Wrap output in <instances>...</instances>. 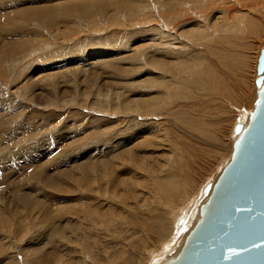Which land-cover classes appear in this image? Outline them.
<instances>
[{"label":"bare ground","instance_id":"1","mask_svg":"<svg viewBox=\"0 0 264 264\" xmlns=\"http://www.w3.org/2000/svg\"><path fill=\"white\" fill-rule=\"evenodd\" d=\"M72 1L65 0L61 3V0H0V61L2 60L0 67L7 69L6 60L8 58L21 53L23 55L27 50L30 52L36 39L25 38L34 33H30L28 28L26 30L24 28V25L30 21L42 25L54 33L56 29L69 24L72 18H79V20H88L91 29L95 30L102 28L98 16L107 17L110 25H112L110 20H117L120 26H124L122 17V11H124L131 21V25L154 20L164 25L166 30L162 29L160 25L155 28L160 39L158 44L163 42L159 44L156 55H162L164 59L153 57L154 61L151 60V63L163 72V76L160 77L162 80L157 83L156 87L153 83L154 77L153 88L146 89L148 86L140 89L139 93L136 92L135 95L131 93L128 95L131 97H126L125 94V96L123 95L122 84L126 81V72L133 68L125 67L120 70L115 65L123 63L119 64L118 61V64L107 63V72L110 75L111 71L114 73V76H111L116 77L115 80L118 81L116 85L121 87L120 92L111 94L108 91L106 94H102V88L98 89L100 91L97 96L98 101L88 106L93 108L97 105V109H102L101 112L108 111L115 115L106 118L103 127L100 124L90 131L85 128L83 138L74 135V140L71 138L73 141H68L66 134L60 137V142L63 139V145L66 143L65 147L71 146V153L66 151V148L60 153L63 160L67 161V165L63 169L61 162H57V160L53 162L55 159L53 152L56 148L53 151L50 148L54 142L41 140V143L37 142L34 146L30 144L28 146L21 142L17 146L16 153L20 154L18 160L23 158L25 162L23 164L17 162L18 165L9 164V171L6 172L7 169H4L5 181L17 177L26 166V171H28L31 166L42 161L44 155H47L51 160L47 165L38 164L42 167L40 170L33 168L32 172H27L26 180L32 181L31 188H27V191L18 195L21 216L26 228L32 224L34 227L44 224L43 229L48 233L33 237V249L31 252L28 251L30 256L27 255V259L30 258V260H26L28 264H107L106 261L115 263L116 259L117 264H139L138 259H134L133 248L145 245L151 247V241L153 243L159 241L161 245L155 246L159 248L158 252L147 257V260L140 264H165L180 254L188 235L201 218L202 206L210 197L216 184L217 176L215 175L213 180L205 182L201 186L200 198L198 195L188 207L183 206L192 196L191 189L195 185V173L199 169V160L203 159L199 157V154L205 155L206 153L202 147L201 138H203L202 140L208 139L199 136L201 133L198 130L205 132L209 137L214 138L213 140L218 139V134L215 130L212 131L205 119L206 111L201 113L198 110L199 106L205 96H210L214 100L213 109L216 110V107H220L226 101L232 102L239 108L236 104L237 98L235 99L234 96H243L249 106L253 105L251 104L252 98L248 97L250 93L246 96L244 94L246 90L243 89L245 84V86L248 85L246 67L249 63L246 51L254 45L253 37L258 39L263 37L264 0H179V2L177 0V2L171 1V3L169 0ZM154 2L158 7L154 6ZM178 8L181 11H178ZM175 9L176 12H173ZM214 10L222 13V21L209 22V17ZM182 19L184 27L186 25L190 27H186L187 30L184 31L183 36L175 35L174 37L171 29L178 28L180 25L174 27L177 23H182ZM39 30L41 31V29ZM76 31L82 30L76 28ZM40 36L42 35L40 34ZM175 38L179 39L178 44L174 43ZM43 46L45 47V45ZM40 48L42 47L40 46ZM52 55L54 57V54ZM168 55L173 57L169 63L166 60ZM142 56L139 59L134 57V61L142 63ZM66 61L64 59L57 63ZM55 68L53 67V69ZM166 68L171 72V78H168L169 74L166 72ZM223 68H227L231 73L239 76L234 85L218 72ZM136 71H140L139 68H136ZM255 77L254 81L258 91L256 95L258 96L260 91V85L256 82L258 70ZM166 78L168 79L166 80ZM46 80L49 83L50 79ZM5 81L7 82V78L3 79V82ZM129 91L134 92V89ZM42 92L44 89L40 94ZM91 94L92 91L87 89L88 99ZM180 94H184L182 99H178ZM35 95H33L34 101L37 98ZM40 101H36L37 104L43 105ZM56 103L46 101L44 107L53 106ZM227 104L230 106V103ZM226 108L228 109L227 106ZM253 112L248 123H234V125L236 124L234 133L238 134L234 149L237 140L248 126ZM140 115L143 120L138 117ZM153 118H159V120ZM166 121L170 123L168 124ZM172 121L178 125L175 126ZM118 122L121 123L112 126ZM164 124L167 131L164 129L166 133L162 138L171 146V148L167 147L170 150L164 146L165 141H158L160 138L158 131L160 132ZM115 129L118 131L116 132ZM181 133H184V136ZM190 135L194 139L200 140L190 141ZM183 137L184 143L182 142ZM74 145L77 146L76 149L87 148L85 151L80 149L73 154ZM227 146L229 145L227 144ZM234 149H232L233 153ZM222 150L221 146H215L212 152L221 153ZM49 153L50 156H48ZM50 163L55 166L54 178L45 180L42 175L43 172L48 174L47 167L51 165ZM119 187L124 191L123 193H118ZM34 192L36 193L34 194ZM140 192L146 195L145 199L138 200ZM61 194L63 196L58 197ZM204 199H206L205 202H203ZM180 206L183 207L174 213H178V217L174 215L172 217V212ZM117 208L126 210V214H128L123 215L125 220L128 219L127 227L125 221L117 222V227H123L125 230L122 245L119 242L114 244L113 239L109 243L101 240L99 244L97 235L92 231L97 230L98 225H103L104 218L109 219L108 213L113 214ZM119 216L121 215L119 214ZM107 224L109 223L107 222ZM12 230L8 232L10 238L13 236L10 233ZM25 230V234L32 233L29 229ZM146 234L148 235L145 238ZM151 235L153 236L151 237ZM124 242L127 243L123 244ZM118 244L122 246V249H114L111 252V249ZM107 245H109V249L106 248ZM11 248L15 250L12 244ZM11 248L8 244V249ZM4 250L5 248L1 251ZM23 250L25 249L23 248ZM127 251H129L128 254H126ZM109 254L111 255L109 256ZM17 256V252L15 255L10 254L8 258L3 259L4 261H0V264H20L19 258L16 259ZM108 258H112L111 261Z\"/></svg>","mask_w":264,"mask_h":264},{"label":"rangeland","instance_id":"2","mask_svg":"<svg viewBox=\"0 0 264 264\" xmlns=\"http://www.w3.org/2000/svg\"><path fill=\"white\" fill-rule=\"evenodd\" d=\"M82 1L84 2L86 0H73L72 2ZM169 1L170 3L171 1L177 2V0ZM63 2H65V0H61V3ZM154 6L158 7L156 2H154ZM178 11H181V9H179ZM182 11L184 12V9ZM173 12H176V9ZM109 13L111 14V11ZM123 13L124 11H122L123 22L125 24H123L124 26H120V24L117 23V20H110V22L112 23V25H110L107 17L98 16L100 18V24L102 25V28H96L95 30L91 29L89 24L90 22L88 20H79V18H72L70 20L71 24L69 23L61 26V28L56 29L54 33L50 32L46 27H43L42 25H38L37 23L30 21L26 23L27 25H24V28L25 30L28 28V32L34 33L26 36L25 38H36L32 44L33 47H36H32V50L30 49L31 53L28 52L29 50H27V52L23 53V55L21 53L19 55H16L17 57L15 56L12 58H8V60H6L7 69H2L0 67V168H2L0 169V213H2L0 214V249L2 250L5 248L4 251L0 250V261H4L3 259H5L7 255L8 256L6 258H8L10 254L15 255V252H17L18 256L16 259L19 258L20 264H28L27 260H30V258L27 259V255L30 256L29 252H31V250L33 249V237L48 234L46 233L47 231L45 232L43 229L44 224L42 226L40 225L36 227H34L32 224V226H28V228H26V225L24 224V219L21 216V206L19 202L20 199H18V195L27 191V188H31L32 181L26 180L27 172H32L33 168L40 170L42 167L38 164L42 163L44 165H47V163L51 160L48 159L47 155H44L42 161H40L36 165L31 166L28 171H26V166L22 170L20 169L21 171L19 172L17 177L15 176L11 180L5 181L4 169H7L6 172L9 171V164L13 163L15 165H18L17 162L20 164H23L25 162L23 158L18 160L20 154L16 153L17 146H19L21 142H24V144H27L28 146L29 144L34 146V144L37 142L41 143V140L47 142H54V145L50 148L51 151L56 148V150H54L55 152H53L55 158L53 162L55 160H57V162H61L63 169L66 167L65 165H67V161L63 160L62 154L60 153L65 148L66 151H70L71 153V146L68 145L67 147H65L66 143L63 145L64 140L62 139L60 142V137L66 134L68 141H71L72 139L74 140V135H76L75 137L83 138V136H85L83 134L85 128L87 129V131H90V129H93V127L100 126V124L103 127L104 120L108 117L115 115L114 113L112 114L108 111L101 112L102 109H97V105H95L93 108L88 106L93 103L95 104L98 101L97 96H99L100 92L98 91V89L102 88V94H106V92L108 91H110L111 94L120 92L121 87H119V85H116V83H118V81L116 82L115 80L116 77L114 78L111 76H114V73L111 71L110 75L107 72V63H123L122 65H115V67H119L120 70H123L125 67L133 68L126 72V81L122 84V90H124L123 95L125 94L126 97H131L128 96L131 93L133 95H135L136 92L139 93L140 89H143L145 87L149 86L146 89L153 88L152 80L154 77L155 79L153 83L155 87L157 86V83L162 80V78L160 77L163 76V72L160 69L156 68V66L151 63V60L154 61L153 57L164 59L162 55H156V51H158L159 44H162L163 42L158 44L160 39L157 35L158 31H155L157 25H160L162 29L166 30L165 27H163L164 25L156 20L152 22L148 21L147 23L138 22L137 24L135 23L131 25V21L129 20L127 14H125L126 12L124 13V15ZM125 20L127 21V23ZM219 21H222V13L218 10L212 11L211 16L209 17V22L213 23ZM171 26L174 27V25ZM187 26L190 27L189 25H186L184 27V22L182 19V23H177L174 27L178 28L174 30L171 27L172 33H174V37L175 35L183 36L184 31L187 30ZM76 28H81L82 31H76ZM39 29H41V31ZM36 31L38 32V34ZM40 34L42 36H40ZM253 39L254 45L251 49H248L246 51L247 60L249 64L246 67L248 75L246 74V72L245 74L248 76V85L245 86V84L243 86V89L245 88L244 90H246L244 91L246 92L244 94L246 95L250 93V96L248 97L252 98V102L254 101L253 103L251 102V104L253 105L249 106V104L245 100V97L243 96H234L235 99L237 98L236 104L239 106V108L236 105L232 104V102L226 101L222 103L220 107H216V110L213 109L214 100L211 99L210 96L204 97L202 101L203 105L201 104L198 110H200L201 113H204V111H206L205 119L212 128V131L215 130V132L218 134V139L213 140L214 138H211L207 134H205V132L198 130V132L201 133H197L199 134V136L201 135L202 137L208 139L202 140L203 138H201L202 147L206 153L205 155H203L202 153L199 154V157L203 159L199 160V169L195 173V185L191 189L192 196L191 198L189 197L187 199L185 205L183 204L184 207H188V205L192 204V202L198 197V195L201 194V186L205 182H210L211 180H213L215 178L213 176L215 175L217 176V182L224 168L232 158V149H234V143L238 136V134L234 133L236 124L239 122L245 124L248 123V119L254 111L256 99L258 97L256 95L258 91L254 80L256 78V67L258 66V59L261 53V49L264 47V34L261 39H258L256 37H253ZM178 41L179 39L175 38L174 43L178 44ZM43 45H45V47ZM40 46L42 48H40ZM52 54H54V57ZM27 55H29V57H26ZM81 55L84 56V59L81 57ZM104 55L105 57L103 58ZM140 56H142V63L138 61L135 62L134 57L139 59ZM166 58L168 63L173 60V57L171 55H168ZM64 59L67 60L65 63H57ZM0 62H2V60ZM74 63L81 64H78L79 67H77L78 65ZM46 65L48 66L46 67ZM53 67L56 68L53 69ZM136 68H139L140 71L137 72ZM166 72L169 74L168 78H171L172 74L168 68H166ZM218 72H220L221 76L229 79L231 83L233 82L232 85H234V83L238 81V79L236 80V78H238L239 76L231 73L227 68H223V70L220 71L218 70ZM6 78L7 82H3V79ZM168 78H166V80ZM46 79L53 80L54 82L49 80L48 83ZM143 79L144 81H141ZM232 79H234L235 81ZM132 81L133 83H131ZM43 89L44 92L40 94ZM87 89L92 91V94L89 95V99L86 95ZM130 89H134V92L129 91ZM193 90H196V88H193ZM195 93L199 94L198 92ZM33 95L37 96L35 101L33 100ZM183 97L184 94H180V97L178 96V99H182ZM25 99L28 101L25 102ZM69 100H71L73 103ZM36 101H40L43 105H38ZM46 101L58 103L53 106L44 107ZM219 101L222 102L221 100ZM239 101H241L242 103H240ZM227 103H230V106ZM226 106L228 107V109L226 108ZM141 116L142 115L138 117L143 120ZM153 119L159 120V118ZM120 123L121 122L115 123L112 126L116 124L119 125ZM167 123L169 124L170 122ZM234 123L236 124L234 125ZM81 124H83L82 127ZM173 124L175 126L178 125V123L176 122H173ZM163 126H160L161 128L163 127V130L161 128H158L159 130H162V136L161 130L160 132L158 131V134H160V138L158 141H165L164 146H166V149H169L171 148V146L166 142L165 139L162 138L167 131L165 124ZM230 126L233 127L231 128ZM164 129H166V131H164ZM115 130L116 132L118 131V129ZM181 135L184 136V133H181ZM183 140L184 137L182 138V142L184 143ZM189 140L196 142V140L198 141L200 139H194V137L190 135ZM227 144L229 146H227ZM231 145L233 146L232 148L230 147ZM215 146H221L223 148L221 153L217 151L216 153L212 152V149H214ZM76 148L77 146L74 145L73 154L80 149L82 151H85V148L87 147H81L80 149ZM57 152H59V154L56 155ZM50 155L51 154L49 153L48 156ZM9 156L12 157L9 158ZM47 170H49L48 174L47 172H43L42 178L45 180L48 178H54L53 172L56 171L55 166L52 164L48 165ZM138 190L140 191V188ZM36 192H34V194ZM123 192L124 191L121 190V187H119L118 193ZM60 196L62 197L63 194L59 195L58 197ZM145 197L146 195L143 192H140L138 200H143L145 199ZM205 200L206 199H204L203 202H205ZM183 206H180L175 209L172 212V217L173 215L178 217V213H174H176L177 210H179ZM38 213L36 214L39 215L40 213ZM126 213V210H121L120 208H117L113 212V214L108 213L107 217H109V219L104 218L103 225L97 224V230H94L92 232H95L94 234L97 235L99 244L101 243V240L107 241L106 243H109L113 239L114 244L119 242L122 245L125 230H123V227L118 228L117 226L118 223H122V221H125V226L127 227L128 219L125 220V216H123L128 215ZM119 214L121 216H119ZM107 222L109 224H107ZM197 222L195 223V225L197 224ZM110 227L111 230H109ZM11 229H13L12 232H10L13 234V236H11L12 238H10L8 235V232ZM25 229H29L32 233L25 234ZM98 235H100L101 237H99ZM147 235L148 234H146L144 237L146 238ZM152 236L153 235H151V237ZM126 243L127 242H124L123 244ZM8 244H10V248L11 244L14 245L15 250H12V248L8 249ZM120 244H118V246L115 245V248L111 249V252H113L114 249L121 250L122 246ZM159 244L161 245L159 241H155L154 243L151 241V247H147L145 245L144 247L133 248V255L135 256L134 259L137 258L139 264L144 262L145 260H147V257L153 256L154 254H156V252H158L159 248L155 246H158ZM131 245L133 244L131 243ZM23 248L27 251L23 250ZM106 248L109 249V245H107ZM10 250L11 252H9ZM128 253L129 251L126 252V254ZM110 255L111 254H109V256ZM24 257L25 259H23ZM111 259L112 258H108L109 261H111ZM114 261L117 264V260L115 259ZM106 263L113 264L114 262L109 263L108 261H106Z\"/></svg>","mask_w":264,"mask_h":264},{"label":"water","instance_id":"3","mask_svg":"<svg viewBox=\"0 0 264 264\" xmlns=\"http://www.w3.org/2000/svg\"><path fill=\"white\" fill-rule=\"evenodd\" d=\"M257 70L251 120L180 254L165 264H264V48Z\"/></svg>","mask_w":264,"mask_h":264},{"label":"snow or ice","instance_id":"4","mask_svg":"<svg viewBox=\"0 0 264 264\" xmlns=\"http://www.w3.org/2000/svg\"><path fill=\"white\" fill-rule=\"evenodd\" d=\"M233 254H235V253H233Z\"/></svg>","mask_w":264,"mask_h":264}]
</instances>
